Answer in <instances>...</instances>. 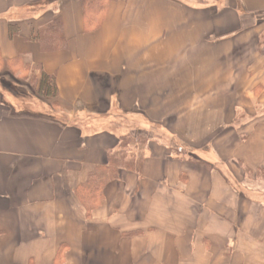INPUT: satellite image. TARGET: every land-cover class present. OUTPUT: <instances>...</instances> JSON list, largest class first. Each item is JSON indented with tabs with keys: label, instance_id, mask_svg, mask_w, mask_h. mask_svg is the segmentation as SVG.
<instances>
[{
	"label": "crops",
	"instance_id": "obj_1",
	"mask_svg": "<svg viewBox=\"0 0 264 264\" xmlns=\"http://www.w3.org/2000/svg\"><path fill=\"white\" fill-rule=\"evenodd\" d=\"M92 18L83 0H0L1 57L58 89L31 102L0 75V264H264V0ZM56 20L65 46L45 51L33 37ZM121 154L134 168L88 214L77 188Z\"/></svg>",
	"mask_w": 264,
	"mask_h": 264
},
{
	"label": "trees",
	"instance_id": "obj_2",
	"mask_svg": "<svg viewBox=\"0 0 264 264\" xmlns=\"http://www.w3.org/2000/svg\"><path fill=\"white\" fill-rule=\"evenodd\" d=\"M110 1L114 0H83L85 4L86 16L93 17L92 19L97 21L98 15L104 11ZM19 31L20 28L17 25H10L9 34L11 37L18 34ZM33 39L39 41L42 49L45 51L59 49L65 46L66 41L61 33L60 20H56L49 26L39 30ZM1 64H5L6 66L13 65L15 68H18L27 74L32 73L33 78L29 79V82L32 84L34 79H36L37 93L39 97L43 99H50L58 96L55 76L49 75L41 70V76L38 77L37 71H39L40 66L24 61L21 56L11 60H4L0 54V65ZM141 140H144V136L141 134L125 138L126 143L128 141L139 142ZM134 165V160L128 158L126 154L114 155L110 158L108 169L97 168L89 175L88 180L84 184L80 185L76 190L77 196L86 208L88 214H90L91 211L100 203L104 196L107 182L117 177L119 169H133Z\"/></svg>",
	"mask_w": 264,
	"mask_h": 264
},
{
	"label": "rangeland",
	"instance_id": "obj_3",
	"mask_svg": "<svg viewBox=\"0 0 264 264\" xmlns=\"http://www.w3.org/2000/svg\"><path fill=\"white\" fill-rule=\"evenodd\" d=\"M0 75H7L9 80H14L15 82H17L16 86L20 89L19 91L17 90L18 94L23 95L22 93H24L23 97L19 98V99L29 98L31 102L35 101L34 100V97H35L34 93H36L38 95L37 91L33 92L32 90L29 91L28 89H25L26 87L23 88L25 86V84L28 83L29 87L35 88L37 90L36 79H34V82H32V84L29 82V79L33 78L32 73L27 74L26 72L21 71L18 68H15L13 65L6 66L5 64H1L0 65ZM21 86H23V87H21ZM9 94L12 95V93H10V92H9ZM25 95H26V97H24Z\"/></svg>",
	"mask_w": 264,
	"mask_h": 264
}]
</instances>
